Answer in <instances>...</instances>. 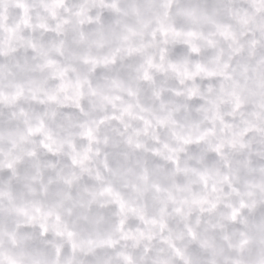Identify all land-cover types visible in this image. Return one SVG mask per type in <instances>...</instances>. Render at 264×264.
I'll use <instances>...</instances> for the list:
<instances>
[{
  "label": "clouds",
  "instance_id": "9594fccd",
  "mask_svg": "<svg viewBox=\"0 0 264 264\" xmlns=\"http://www.w3.org/2000/svg\"><path fill=\"white\" fill-rule=\"evenodd\" d=\"M0 264H264V0H0Z\"/></svg>",
  "mask_w": 264,
  "mask_h": 264
}]
</instances>
